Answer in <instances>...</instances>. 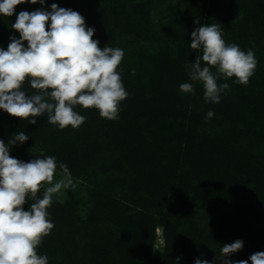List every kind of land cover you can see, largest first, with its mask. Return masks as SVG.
I'll use <instances>...</instances> for the list:
<instances>
[{
  "label": "trees",
  "instance_id": "obj_1",
  "mask_svg": "<svg viewBox=\"0 0 264 264\" xmlns=\"http://www.w3.org/2000/svg\"><path fill=\"white\" fill-rule=\"evenodd\" d=\"M150 1L70 0L63 6L85 18L101 48L112 47L116 36L127 37L123 49L133 61L123 57L118 71L129 95L117 119L76 106L84 123L60 129L48 124L46 114L33 125L0 109V140L7 145L19 132L28 136L11 146V157L29 162L43 152L83 184L92 179L84 178L89 166L115 175L88 191L89 206L81 215L78 192L67 189L64 202L53 197L48 218L54 227L38 248L48 264H195L198 258L223 264L222 245L236 240L243 248L229 257L251 264L252 254L264 252V78L251 86L235 78L218 81L230 86L219 107L205 102L199 82L194 93L179 87L193 83L186 66L202 55L190 48L194 21L219 23L223 32L252 30L251 36L237 35V45L253 51L251 42L264 47V0H188L187 14L167 17L161 38L151 31ZM21 11L1 18L0 48L19 38L11 25ZM240 11L244 17L233 26ZM166 37L174 48L161 40ZM139 40L151 42L152 51L139 52ZM262 66L257 63L254 75L264 73ZM23 89L28 96L34 91L27 82ZM209 111L214 116L206 119ZM157 226L165 241L161 252L154 248Z\"/></svg>",
  "mask_w": 264,
  "mask_h": 264
},
{
  "label": "clouds",
  "instance_id": "obj_2",
  "mask_svg": "<svg viewBox=\"0 0 264 264\" xmlns=\"http://www.w3.org/2000/svg\"><path fill=\"white\" fill-rule=\"evenodd\" d=\"M26 2L43 4L44 0H0V16L11 17L16 6ZM194 22L198 27L191 33L190 48L202 55L187 64L193 83H182L180 91L194 93V83L199 82L205 102L219 103L230 86L218 81L235 78V83L247 85L257 60L252 50L226 44L219 23ZM11 28L19 38L10 37L7 49L0 48V109L33 125L36 117L46 114L48 124L60 129L78 128L84 123L86 117L74 110L76 106L96 109L102 118H118L120 103L129 95L118 71L124 51L101 48L93 39L94 28L86 27L79 12L53 3L50 11L19 12ZM26 82L34 90L31 96L23 89ZM213 116L209 111L206 119ZM27 140L25 132L15 134L7 145L0 140V264H48V257L38 254L54 227L48 208L55 194L75 188L67 165L53 156L41 152L40 158L29 162L10 156L11 146ZM57 168L62 172L58 180ZM42 188L41 198L38 193ZM28 201L30 208L25 211L23 206ZM242 248L241 240L223 244V264H249L248 260L227 259ZM249 260L264 264V252L252 254ZM195 264L210 262L198 258Z\"/></svg>",
  "mask_w": 264,
  "mask_h": 264
},
{
  "label": "rangeland",
  "instance_id": "obj_3",
  "mask_svg": "<svg viewBox=\"0 0 264 264\" xmlns=\"http://www.w3.org/2000/svg\"><path fill=\"white\" fill-rule=\"evenodd\" d=\"M69 2H70V0H67V1L66 0H44L43 4H41L39 2L36 3V4H32L30 2H26V3H22V4L18 5V6H16L15 11L18 12L19 10H23L24 11V10H28L29 9V12H32V11H36V10H46L47 8H49V9H47V11H50L51 10V5L53 3H55L59 7L63 8V6H65ZM72 2H74V0H72ZM188 3H189L188 0H185V1L183 0L181 2H180V0H152V1H150L149 4H150L151 13H150V16H149L150 17L149 21L152 22V24L150 26L154 27L153 29H151V31H156L157 32L156 36H158L159 38L164 36L163 34L167 35L166 34V29L163 28L168 22V18L167 17H169L170 15L172 17V15L175 14V13H179V16L184 17L185 14H187ZM169 7H174V9L173 10L169 9ZM256 9H257V11H260L262 9V7L260 6V7L256 8ZM224 15L225 14H223V16ZM223 16L221 15V17H223ZM2 17L4 19H6V17L0 16V20H1ZM242 17H244V16L242 14V11H240L239 15L237 17H235V19L233 20V22H234L233 26H236L237 24H239V22H240ZM233 26H232V28H233ZM175 31L177 33L178 27H176ZM222 32H223V30H222ZM239 32L240 31L237 30V29H234L233 31H229L228 30V31L223 32L222 33L223 34V39L225 40L226 44H232V43L237 44L238 43V39H239L237 35L245 36L246 34H249V36H251V35L255 34L252 30L249 31V33H248V31L243 32V33H239ZM174 37H175V34L173 35V38ZM173 38L168 39L166 37L165 39L162 38L161 40H163V41L165 40V42L167 40V45H169L170 48H174V46H176V45L174 43L175 41L173 40ZM125 39H127V37L124 38V37L116 36L115 37V43H114V45H112V47L113 48L122 49L124 51V58L126 60L129 58V60L131 59L133 61V57L130 56L123 49L126 46ZM135 41H138V40H135ZM139 42H140V44L138 45L139 52L152 51L151 44H150L151 42L144 41V40H139ZM251 43H252L253 48H254L253 52L255 54V58L257 60V63H262V65H263L262 67H264V47L261 48V45L254 44V42H251ZM156 48L158 49V44H156ZM131 60H130V62H132ZM137 64L139 66H136V67L138 69H140V71H142L143 70L142 67H141L142 63H137ZM255 72L256 71H254V73ZM260 78H264V73L261 72V71H259L257 73V75L253 74L252 77L249 80V83L247 85H250V86L252 84L254 85V83L257 80H261ZM255 87L257 89L260 88L259 86H255ZM233 94H235V93H233ZM236 95H238V93ZM221 100H220V103H219L218 107L222 103ZM240 120H241V118H240ZM226 122H229V121H226ZM213 126H212V128H213ZM217 151H219V150H217ZM112 172L113 171L110 170V169L102 170V169H97L96 167H93V166H89L87 171H86V175L88 177L84 176V178H92V179H90L89 182H86V184H83V182H81V183L79 181L76 182L73 179V181L76 182V185H75V188L73 189L72 192H76V193L78 192V194H79L78 195V199H77V202H79V206H78L79 212H78V214L81 215L84 212V210H86L88 208V206H89L88 191L93 189L92 187H97L98 186V187L102 188V185L104 184V181L106 180V178H115V175ZM61 177H62V172L57 171L55 179L58 180ZM72 178H74V177H72ZM66 191H67V189L66 190L62 189L59 193L55 194L53 197L56 198L57 200H59L60 202H64L65 199H66ZM261 227H263V230H264V224H262ZM256 230H257V228L253 229L252 232H254ZM154 233H155V236H154V248H155V251L161 252L163 247H164V242H165L164 241V235H163L162 227L157 226L155 228V232ZM227 259H230V260L232 259L233 262L240 260L239 258H237L235 256L227 257Z\"/></svg>",
  "mask_w": 264,
  "mask_h": 264
}]
</instances>
